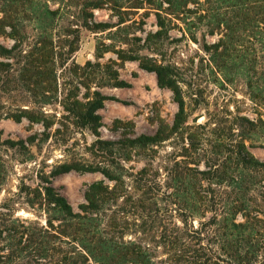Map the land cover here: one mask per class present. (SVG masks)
Instances as JSON below:
<instances>
[{
  "label": "trees",
  "instance_id": "16d2710c",
  "mask_svg": "<svg viewBox=\"0 0 264 264\" xmlns=\"http://www.w3.org/2000/svg\"><path fill=\"white\" fill-rule=\"evenodd\" d=\"M51 1L59 8L52 10ZM96 11H108L109 20L98 21ZM141 11L153 13L161 28L147 33L146 43L159 38L163 30L176 28L186 14H198L201 21L210 18L211 34L219 35L214 55L224 73L235 64L245 37L256 38L264 49V0H8L0 11V30H9L7 36L17 46L27 20L47 30L53 22L72 18L94 33L111 34L128 26L129 17ZM44 34L43 47L30 63L38 65L34 76L46 85L47 93L55 83L56 58L74 54L79 35L67 52L57 53L47 31ZM7 55L9 51L0 47V57ZM141 67L156 74L158 86L171 90L179 106L173 125L162 122L154 134L119 143L123 162L139 155L147 160L143 167L123 165L113 170L102 163L59 167L54 175L76 171L103 178L87 186L78 211L53 186L45 187L41 205L46 225L19 222L9 227V253L0 251V264H264V179L259 177L264 161L255 158L243 140L235 143L230 156L208 158L203 135L185 137L191 127L177 67L144 62ZM0 72L8 77L5 64L0 63ZM257 84L250 81L248 87ZM108 99L96 92L81 106L84 111L76 112L97 136L98 111ZM75 105L80 107L78 101ZM24 113L33 122H45ZM21 118V114L14 117L18 122ZM176 135L183 137L186 155L181 160L168 147L162 155L159 150Z\"/></svg>",
  "mask_w": 264,
  "mask_h": 264
},
{
  "label": "rangeland",
  "instance_id": "374dc122",
  "mask_svg": "<svg viewBox=\"0 0 264 264\" xmlns=\"http://www.w3.org/2000/svg\"><path fill=\"white\" fill-rule=\"evenodd\" d=\"M7 2L0 0V11ZM49 5L52 10L59 8L57 2ZM143 13L131 15L128 26L114 29L111 34L94 33L72 18L64 23L53 22L47 30L27 20L18 46L7 36L9 30H0V47L9 51V55L0 57V63L8 69L6 78L0 72L2 254L9 253V227H17L19 222L46 225L47 214L41 205L45 187L53 186L78 211L87 186L103 178L99 173L76 171L54 175L59 167L97 163L113 170L123 165L135 170L143 167L147 160L139 155L123 162L119 143L141 134H154L162 122L173 125L179 106L173 92L160 88L156 74L144 70L141 62L177 67L187 125L191 127L185 137L190 133L203 135L208 158L230 156L235 143L243 140L253 156L264 161L262 43L245 37L235 64L224 73L214 55L219 35L217 31L211 34L214 31L207 26L210 18L201 21L198 14H186L176 22V28L163 30L159 38L146 43L147 33L154 34L161 28L153 13ZM95 17L108 21L110 13L96 11ZM44 31L57 53L67 52L79 35L78 50L68 58H56L55 83L50 84L47 93L46 85L34 76L38 65L30 63L43 47ZM217 50L221 52L222 47ZM250 81H258L254 89L248 87ZM122 83L126 86H120ZM96 92L109 98L98 111V136L76 114L77 110L84 111L81 106L92 101ZM76 101L80 107H76ZM25 111L43 117L45 122H33ZM20 114L18 122L14 117ZM97 140L115 145L99 146ZM182 147L183 137L176 135L159 150L161 155L166 149L172 151L181 160L186 155ZM259 177L264 179V172Z\"/></svg>",
  "mask_w": 264,
  "mask_h": 264
}]
</instances>
